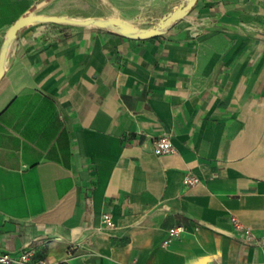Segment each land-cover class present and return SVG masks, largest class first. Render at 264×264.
<instances>
[{
    "label": "crops",
    "instance_id": "crops-1",
    "mask_svg": "<svg viewBox=\"0 0 264 264\" xmlns=\"http://www.w3.org/2000/svg\"><path fill=\"white\" fill-rule=\"evenodd\" d=\"M45 1L152 21L181 0H0V49ZM162 135L175 152L153 153ZM70 244V264H264V0H197L146 39L18 31L0 80V253L55 262Z\"/></svg>",
    "mask_w": 264,
    "mask_h": 264
},
{
    "label": "water",
    "instance_id": "water-1",
    "mask_svg": "<svg viewBox=\"0 0 264 264\" xmlns=\"http://www.w3.org/2000/svg\"><path fill=\"white\" fill-rule=\"evenodd\" d=\"M197 0H181L179 4L150 21L134 17L131 20L118 15L71 17L68 15L44 14L40 11L49 1L38 4L29 13L19 17L7 30L0 49V80L6 71L10 46L18 31L25 26L38 23H58L103 28L132 39H146L165 33L177 20L186 16ZM150 25V26H146Z\"/></svg>",
    "mask_w": 264,
    "mask_h": 264
},
{
    "label": "built area",
    "instance_id": "built-area-1",
    "mask_svg": "<svg viewBox=\"0 0 264 264\" xmlns=\"http://www.w3.org/2000/svg\"><path fill=\"white\" fill-rule=\"evenodd\" d=\"M152 151L156 155L173 153L176 151L171 138L167 135L157 137L152 146ZM198 182V178L186 173L183 177V183L185 185H191ZM102 220L108 227L114 226V221L110 212H104L102 214ZM183 232V226H173L169 228L171 236H178ZM246 233H250L248 228H245ZM167 240L164 241L166 243ZM77 247L70 244L65 252V256L62 260L51 262L46 257L37 256V251L33 247L24 248L17 254H11L8 251L0 253V262L4 264H70V260L75 256ZM222 264H249V263H222Z\"/></svg>",
    "mask_w": 264,
    "mask_h": 264
}]
</instances>
